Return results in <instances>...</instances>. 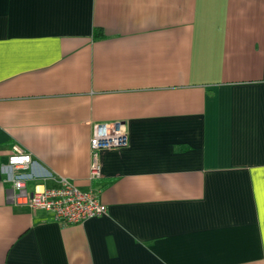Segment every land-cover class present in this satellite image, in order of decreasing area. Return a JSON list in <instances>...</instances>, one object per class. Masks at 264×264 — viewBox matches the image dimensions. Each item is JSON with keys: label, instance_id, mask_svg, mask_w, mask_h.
Here are the masks:
<instances>
[{"label": "crops", "instance_id": "0c3cea01", "mask_svg": "<svg viewBox=\"0 0 264 264\" xmlns=\"http://www.w3.org/2000/svg\"><path fill=\"white\" fill-rule=\"evenodd\" d=\"M15 145L106 214L12 204ZM0 264H264V0H0Z\"/></svg>", "mask_w": 264, "mask_h": 264}, {"label": "built area", "instance_id": "2783aa9c", "mask_svg": "<svg viewBox=\"0 0 264 264\" xmlns=\"http://www.w3.org/2000/svg\"><path fill=\"white\" fill-rule=\"evenodd\" d=\"M128 136L121 123L95 124L89 140L91 166L89 180L101 177L98 154L105 150L127 147ZM31 158L18 145L12 148L7 165L1 168L6 182L12 187L9 201L14 205L28 207L30 210L51 212L54 219L62 225L80 224L88 219L106 214V206L94 190L80 191L67 179H60L59 188L41 193L28 192L25 187Z\"/></svg>", "mask_w": 264, "mask_h": 264}]
</instances>
